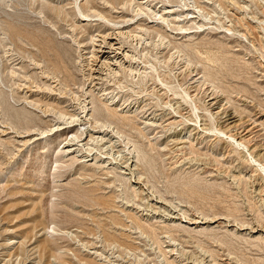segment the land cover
Returning a JSON list of instances; mask_svg holds the SVG:
<instances>
[{
  "label": "rangeland",
  "instance_id": "374dc122",
  "mask_svg": "<svg viewBox=\"0 0 264 264\" xmlns=\"http://www.w3.org/2000/svg\"><path fill=\"white\" fill-rule=\"evenodd\" d=\"M109 1L116 8L105 0H0V264H163L151 238L134 245L135 255L120 256L99 242V222L113 232L124 228L132 237L129 243L139 236L123 212L120 183L116 194L107 185L96 192L107 195L102 206L91 202L96 193L91 200L83 197L102 180L112 182L113 175L78 165L58 169L66 136L52 134L49 121L56 119L55 112L70 113L80 100L91 99L86 94L93 71L86 58L92 56L94 41L113 31L100 15L120 24L132 20L128 30L143 36L133 43L149 78L136 84L118 77L110 87L117 85L118 93L119 81L127 83L120 90L123 98L158 119L149 137L130 127L126 132L132 145L147 154L142 169L148 187L168 201L170 207L164 206L170 210L219 219L221 227L213 232L185 235L177 242L184 244L187 263L264 264V242L256 239L259 234L249 235L253 228L264 229V158L252 153L264 154V0H196L199 8L192 6L191 12L198 11V17L202 10L208 19L185 24L190 28L185 33H195L192 39L154 23L147 11L124 8L123 0ZM150 1L156 11L170 6L184 11L181 0ZM81 10L90 22L81 21ZM195 75L201 80L193 86ZM49 109L53 113L46 114ZM170 113L180 116L176 133L196 130L187 144L175 142ZM226 114L236 115L238 125L243 122L231 129L234 141L220 132ZM3 129L9 135L3 136ZM31 132L42 139L23 146L16 138ZM56 224L78 237L60 240L56 247L48 234ZM160 237L169 242L166 234ZM97 250L104 257L91 255Z\"/></svg>",
  "mask_w": 264,
  "mask_h": 264
},
{
  "label": "bare ground",
  "instance_id": "6f19581e",
  "mask_svg": "<svg viewBox=\"0 0 264 264\" xmlns=\"http://www.w3.org/2000/svg\"><path fill=\"white\" fill-rule=\"evenodd\" d=\"M105 1L107 6L110 8H116L114 2L109 0ZM139 1L142 0H123L122 4L124 8L131 7L134 10L133 12L136 13H144L147 11L146 14L153 17L154 23L160 21L165 25L167 24L168 28H172L174 31L183 32L186 29H190L187 28L185 24L192 23L197 26L199 23H196V20L199 18L204 20L208 19V16L202 10L199 11L202 13H199L201 15L198 17L195 16L198 11H196V13L191 12L193 7H196L197 10L199 8L196 0H193L194 5L191 3L192 0H181L180 3L184 4V11L182 12L176 9V6H170L156 11L150 0H144L141 3ZM153 8L155 9L154 11ZM54 10H57V8L54 7L53 11ZM81 15L82 22H90V16L86 15L83 10H81ZM100 17L111 23V29H113V31L107 35L101 36V39L98 40L99 43L94 41L95 48L92 56L90 58H86V62L88 63L87 66H89L91 71H93V75L90 74L92 78V87L88 91V94H86L89 95L91 99H88L87 97L84 100H80L78 107L70 113L57 112V114L55 112L56 114L54 113V115L56 116V119L49 121L51 124L50 127H53L50 129L52 134L66 136V139L60 147V159L58 162L61 164L58 166V169L61 170L66 168L72 170L78 165L81 166V169L84 171L88 170L94 171L98 175L102 173V175L114 176L112 182L109 180H102L97 186L98 188H92L88 191H84L88 194L83 197L89 200H91L92 197L90 195L103 190L104 185L109 186V188H114L111 193L116 194L118 189H115L116 187H119L117 186V183L121 184L119 187L122 188L119 190L121 191V195H118V197L122 198L123 201H126V203H123V212L134 225V229L139 232V234L137 233L139 236L138 238H135V243H129V240H131L132 237L130 234L125 233L126 231L124 228L117 229L113 232V230H111L113 229L112 227L107 228L108 226L106 224L99 222L98 230L100 228L102 229V238L99 240L100 243L108 245V247H112L113 251L117 250L118 253H121L120 256L124 253L135 255L138 247L135 248L134 245L141 244L139 241L143 239L151 238L153 243L159 249V253H161V262L163 264H189L187 263L185 255L186 251L183 246L184 244H177V242H180L181 237L185 235L193 236L213 232L215 229L221 227L218 225L219 219H210L208 216L191 218L188 211L179 210L174 207L173 208L175 210L178 209L179 212L170 210L165 207L169 204L168 201L162 196H155L154 192L148 187L147 179L144 177L142 169V167L145 166L144 164L147 160V154L138 144L132 145V141L127 137L126 132L127 127H130L140 132L143 136L149 137L153 127L158 125V119L156 120V116L152 118H149V116L146 117L145 113L142 111L143 108L141 105L133 103L134 101H131V103L123 98L122 92L124 90H120L123 88L122 85H126L127 83L121 84L122 81H119L121 83H118V88H120V92L118 91V93L115 90L117 85H115L114 89H111L110 87V84L115 82V79L117 81L118 77H122L123 79L130 78L133 82L137 80V82H135L136 84L140 81H144L147 77L149 78L148 68L146 66L140 67L139 60L136 56L138 42L143 40V36L140 34L138 35L132 29L128 30V28L133 25V23H130L132 20L124 21L121 23L123 25H121L118 22L108 20L105 16L100 15ZM203 27L204 23L199 25V28ZM137 29H143L146 32L149 31L148 27L141 28L139 25L137 26ZM185 32L188 31H184L183 33ZM185 34L187 35L186 37L192 39L194 38L192 35L195 33ZM133 41H137V45H134ZM192 80L193 83L191 85L194 86L200 83L201 78H198V75H195L192 77ZM114 84H112V86ZM126 87L127 86L124 88ZM211 100L215 99L212 98ZM213 104L214 103L210 105ZM225 112H228V110ZM49 113H53V111L50 109L47 110L46 114ZM176 113L178 114V112ZM218 113L216 114L218 115ZM177 114L174 116L170 113L169 116L171 115L172 117L167 119L168 121L174 119L173 122L168 124V126L171 127V131L174 130V127L180 122L178 121L180 116H177ZM166 116L167 115L165 114L163 116L161 115V118ZM224 118L226 127L225 129H221L220 132L227 136L232 133L231 129L235 127L238 128L237 125L240 120L239 118L236 119V115L234 114H226V117ZM140 125L144 126V128H141ZM29 128L30 126H27V130ZM185 130L186 129L183 128L177 133L175 132L177 130H174L176 143L183 145L187 144L189 137H191L192 133L196 131L194 129ZM39 131L40 129H36V132ZM2 132L4 133L3 136L9 135V133L4 131V129ZM36 132H31L24 136L19 135L16 138L20 140V143L23 144V146L34 144L42 139H38L34 136V133ZM188 134H190V136H188ZM148 139L152 142V140H150L151 138ZM229 139H231V141L235 140L232 134H230ZM1 140L2 142L6 141H3V139ZM241 140L244 141L243 139ZM240 145L242 144L240 143ZM154 146L159 147L160 145L158 143H154ZM184 147L182 146L180 149H183ZM166 148L167 145L163 149ZM252 153H257L258 157L264 158V154H262L261 151L254 150ZM76 184H80L79 180ZM87 196H90V198ZM93 196L96 197L94 201H91L93 205L102 206L103 203L101 201L105 200L103 198L107 195L105 193H96V195ZM130 203H133V206L135 207L132 208V204L130 205ZM52 204L54 207L59 205L57 202ZM140 204L142 207H140ZM137 210L142 214H139ZM113 221L116 220L113 219ZM114 224L117 223L113 222V225ZM214 224L217 225L213 226ZM121 226L123 227V225ZM48 234L51 235L49 242L56 247H59L60 240H64L67 237L77 238L79 235L74 234L73 232L68 233L63 231L61 226L58 224H56V226L52 229V232H49ZM162 234H166L169 242L161 241L160 235ZM251 234H259L256 239L264 242V229L255 230L253 228L249 235ZM101 248L103 247L101 246ZM96 254L103 256V253L98 252V250L93 253L91 252V255L95 256ZM92 264H97V262L93 261Z\"/></svg>",
  "mask_w": 264,
  "mask_h": 264
}]
</instances>
